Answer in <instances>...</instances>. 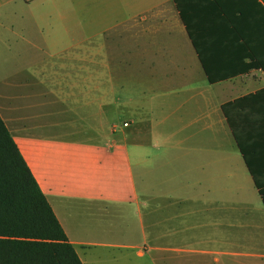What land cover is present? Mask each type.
I'll use <instances>...</instances> for the list:
<instances>
[{"label": "crops", "instance_id": "crops-1", "mask_svg": "<svg viewBox=\"0 0 264 264\" xmlns=\"http://www.w3.org/2000/svg\"><path fill=\"white\" fill-rule=\"evenodd\" d=\"M222 1L243 13L200 16L194 30L210 73L226 77L210 82L173 0H0L12 10L0 23L21 22L25 46L7 66L0 116L83 264H222L221 255L264 264V250L224 248L237 244L232 229L233 241L207 232L237 224L223 211H264L222 109L245 96L230 112L264 184V71L239 72L248 59L231 46L235 31L263 39L264 15L251 1ZM120 115L129 128L117 136L94 124ZM79 133L91 138L71 143ZM131 207L149 211L143 241L90 218Z\"/></svg>", "mask_w": 264, "mask_h": 264}, {"label": "trees", "instance_id": "trees-1", "mask_svg": "<svg viewBox=\"0 0 264 264\" xmlns=\"http://www.w3.org/2000/svg\"><path fill=\"white\" fill-rule=\"evenodd\" d=\"M251 1L264 15V0ZM191 43L210 82L221 80L210 73L202 52L206 43L198 41L194 30L200 16L218 15L229 19L230 14H242L222 0H173ZM231 46L242 51L243 66L239 72L251 68L264 71V38H246L235 31ZM264 93V89L258 91ZM250 95H247V97ZM244 97L222 105L227 123L238 144L239 151L253 177L264 203V184L258 181L250 157L238 136L239 119L230 112L238 109ZM0 264H83L68 241L46 197L40 190L29 167L0 116Z\"/></svg>", "mask_w": 264, "mask_h": 264}, {"label": "rangeland", "instance_id": "rangeland-1", "mask_svg": "<svg viewBox=\"0 0 264 264\" xmlns=\"http://www.w3.org/2000/svg\"><path fill=\"white\" fill-rule=\"evenodd\" d=\"M18 9V8H17ZM20 12V9H18ZM10 11H5V7L0 5V15H9ZM17 11V10H16ZM24 26L21 22L13 24L12 30L7 29L9 27V24L6 23V21H3V23H0V100L4 102L5 100V77L7 74V66L8 65H15L19 61H21L24 57L17 55V51L21 48H24L22 37H21V28ZM102 25H95L94 29L95 31L101 30ZM96 42H101V38H97L95 40ZM130 41L126 40V46H128V43ZM125 44V42H124ZM39 59H44L45 57H36ZM51 61L60 62L62 60H59L57 58H53ZM11 70H13L11 68ZM127 79L133 80L136 79V81L139 80V73H126ZM142 78V77H141ZM21 91V88L18 89ZM36 90L35 88H26L25 91L32 92ZM126 95H133V92H130L127 90ZM123 116H117L113 120H98L95 119L94 124H103L104 128L108 127L109 125H114V129L117 134L122 129H128L129 127H124L122 124ZM86 137H89L88 135H84L82 133H79L78 135H72L71 143L76 142H82L86 140ZM94 142H104V138L101 135H94ZM134 208L131 207L130 211H114L111 209V211H91L93 215L90 217L89 215H86V217L92 218L94 221L101 223L102 225H116V226H123L126 225L128 227L134 228L136 237L138 240L144 239V236H148V222H149V211H134ZM237 213V224H234V221H232V225L230 223L223 222L220 226L218 223L212 224L211 226L207 227V232H216L217 236L215 239H219L222 241H233V238L231 239L229 237V230L232 229L237 234V240L235 241L237 244H223L225 249L233 250V251H253L255 253L261 252L264 250V211H223V213ZM190 222L194 223L196 220V217H191ZM246 225L248 226V231L246 232ZM139 229H141V232L139 234ZM250 230H252L250 232ZM209 232V233H210ZM245 234H248V242L245 240ZM250 236L252 238V242L250 241ZM221 237V238H220ZM208 247L216 248L217 245H214L213 243L208 244ZM219 258L222 261V264H262L261 259L254 258L253 263H246L244 259H241V257H234V256H225L221 255ZM251 259H249L248 262H250ZM264 261V260H263ZM210 264H215L211 258Z\"/></svg>", "mask_w": 264, "mask_h": 264}, {"label": "built area", "instance_id": "built-area-1", "mask_svg": "<svg viewBox=\"0 0 264 264\" xmlns=\"http://www.w3.org/2000/svg\"><path fill=\"white\" fill-rule=\"evenodd\" d=\"M124 124H126V123H124Z\"/></svg>", "mask_w": 264, "mask_h": 264}]
</instances>
